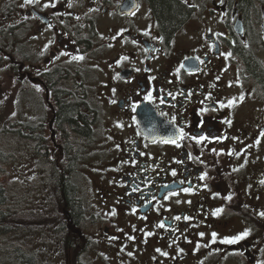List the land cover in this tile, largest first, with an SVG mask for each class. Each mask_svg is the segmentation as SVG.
Returning <instances> with one entry per match:
<instances>
[{
    "label": "flooded vegetation",
    "instance_id": "1",
    "mask_svg": "<svg viewBox=\"0 0 264 264\" xmlns=\"http://www.w3.org/2000/svg\"><path fill=\"white\" fill-rule=\"evenodd\" d=\"M175 1L166 31L150 0H0L16 110H43L8 129L79 204L4 219L7 264H264V0ZM69 98L85 134L58 123ZM74 144L95 145L86 201Z\"/></svg>",
    "mask_w": 264,
    "mask_h": 264
},
{
    "label": "rangeland",
    "instance_id": "2",
    "mask_svg": "<svg viewBox=\"0 0 264 264\" xmlns=\"http://www.w3.org/2000/svg\"><path fill=\"white\" fill-rule=\"evenodd\" d=\"M4 38L8 40L5 36ZM6 51L9 54L12 52L11 48H8ZM88 57H90V54ZM1 61L4 62V66L2 68L0 67V161L2 162L0 164V183L4 186L5 201L1 207L2 209H0V216L5 215L7 212L9 218L6 217V221H9V223L13 219L25 220L26 218L28 220L34 215L35 218L42 220L47 217L46 208L48 207V203L56 204V200H59L57 191L54 189L53 182H50L49 176L51 174L49 169L50 165L52 163L55 166L56 160L53 157H51L53 161L51 163L42 159L40 160L36 153V144L39 142L29 141L26 137H23L20 142L16 141L18 137L20 138V135H18L17 131L12 132L8 129L11 126V122H15L19 118L22 122L19 126L20 128H24L27 123H30L36 131H40L42 127L40 115L43 110L41 106H39L41 109L34 110L31 113L29 109L26 110L23 107L19 111L16 110V106L21 102L24 103V101L19 99V102L16 103V96H14L15 93L13 92L14 86L9 75L11 71L9 66L6 65L8 58L3 57ZM31 99L33 100V97ZM26 101L28 102L27 98ZM86 101L87 104L90 103L88 98H86ZM35 105L38 104L35 102ZM33 113L37 116L31 119L29 116ZM32 122L34 123L32 124ZM28 142L30 144H27ZM76 147L79 149L78 163H72L71 166L73 170L80 173L82 189L85 195L83 200L86 201L85 191H87L86 186H88L86 183V174L90 175L89 165L91 162L88 163L85 161H89L93 157L95 158L96 150L95 145L86 146L85 144H81L77 146L74 144L72 148L74 149ZM37 151H40V149H37ZM96 167L97 164L94 165L95 170ZM87 200L94 202V199ZM5 205H7L8 210L10 208L9 211H5ZM13 213L18 215L23 214V216L18 217V215ZM11 233H20L19 235L27 234L28 227L24 223V229ZM10 240L11 237H8L4 240V243L9 244ZM5 248L9 249V246ZM0 264H7L2 253H0Z\"/></svg>",
    "mask_w": 264,
    "mask_h": 264
},
{
    "label": "trees",
    "instance_id": "3",
    "mask_svg": "<svg viewBox=\"0 0 264 264\" xmlns=\"http://www.w3.org/2000/svg\"><path fill=\"white\" fill-rule=\"evenodd\" d=\"M152 5L154 6L158 19L162 25V27L169 31L172 29L177 22L180 20V17L183 14L184 8L175 0H150ZM242 4H247V0H242ZM91 118L85 115L84 113L79 112L77 103L72 101L69 98L68 101L61 102L58 105V112H57V120L61 128L65 127L67 130H73L80 134H85L88 131V121ZM69 154V153H68ZM45 152V156H46ZM2 162L0 161V164ZM51 163V162H50ZM54 168H50L57 175V171L53 170ZM55 179V178H54ZM59 180V179H58ZM56 180L57 184V194L59 196V192H64L66 196L69 209L72 213L78 214L79 212V204L78 200L74 198V190L69 184L62 185L61 182ZM62 186V187H61ZM4 186L0 183V209H2V205H4ZM60 202L56 200V203ZM7 204V203H6ZM5 211H9L7 209V205H5ZM8 213L6 212L5 215L0 216V224H3V220L6 219ZM23 214L19 215L22 217ZM9 218V217H8ZM2 227V226H1Z\"/></svg>",
    "mask_w": 264,
    "mask_h": 264
},
{
    "label": "snow or ice",
    "instance_id": "4",
    "mask_svg": "<svg viewBox=\"0 0 264 264\" xmlns=\"http://www.w3.org/2000/svg\"><path fill=\"white\" fill-rule=\"evenodd\" d=\"M25 2H26V3H31L32 0H25ZM241 99H243V97H241ZM230 104H231V102H230ZM118 126H119V125H118ZM165 143H167V141H165ZM257 143H259V141H257ZM230 154H231V153H230ZM216 214L218 215L219 213H216ZM177 219H179V218H177ZM161 226H162V225H161ZM247 235H248V233L245 232L243 235L237 237V240H232V241H222V243H236L238 240H242V239H244V237H246Z\"/></svg>",
    "mask_w": 264,
    "mask_h": 264
},
{
    "label": "bare ground",
    "instance_id": "5",
    "mask_svg": "<svg viewBox=\"0 0 264 264\" xmlns=\"http://www.w3.org/2000/svg\"><path fill=\"white\" fill-rule=\"evenodd\" d=\"M58 178V177H57ZM62 187V186H61ZM23 216V215H22ZM27 216V215H26ZM19 217V216H18ZM25 220H26V218H25ZM22 221V220H21ZM9 228V227H8ZM7 229V228H6Z\"/></svg>",
    "mask_w": 264,
    "mask_h": 264
}]
</instances>
